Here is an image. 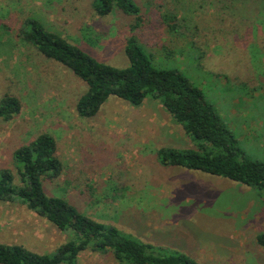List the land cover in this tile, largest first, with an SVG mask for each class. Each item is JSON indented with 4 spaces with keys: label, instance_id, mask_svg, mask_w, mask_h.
Instances as JSON below:
<instances>
[{
    "label": "rangeland",
    "instance_id": "rangeland-1",
    "mask_svg": "<svg viewBox=\"0 0 264 264\" xmlns=\"http://www.w3.org/2000/svg\"><path fill=\"white\" fill-rule=\"evenodd\" d=\"M91 0H0V96L19 111L0 119V167L17 182L12 151L50 134L62 165L46 192L100 222L198 264H264V198L220 176L161 165L160 147L197 149L160 102L132 106L109 96L96 116H78L86 86L17 34L27 16L113 67H124L135 36L156 69H174L197 87L244 156L264 161V0H132L138 14L99 16ZM83 192L84 194H81ZM70 236L19 200L0 201V243L48 254ZM77 264H119L109 251H80Z\"/></svg>",
    "mask_w": 264,
    "mask_h": 264
},
{
    "label": "trees",
    "instance_id": "trees-1",
    "mask_svg": "<svg viewBox=\"0 0 264 264\" xmlns=\"http://www.w3.org/2000/svg\"><path fill=\"white\" fill-rule=\"evenodd\" d=\"M90 6L99 16L114 8L126 15L138 14L132 0H91ZM22 23L17 35L23 42L84 82L86 89L74 103L78 116H96L109 96L132 106L141 104L145 97L156 99L184 133L198 141L197 149L160 147L156 155L161 165L227 178L253 188L264 198V161L246 158L202 92L178 71L154 68L135 36L129 35L124 42L128 64L113 67L97 61L34 16L25 17ZM19 108L15 96H0L1 120L11 118ZM12 159L17 182L9 168L0 167V201L17 199L55 228L69 230L70 236L48 254L33 252L21 244L0 243V264H77L78 253L87 248L109 251L119 264H198L183 252L137 239L114 224L86 215L66 198L47 193L46 183L62 171L50 134L40 133L18 146L12 151ZM255 241L264 247V232L256 234Z\"/></svg>",
    "mask_w": 264,
    "mask_h": 264
}]
</instances>
